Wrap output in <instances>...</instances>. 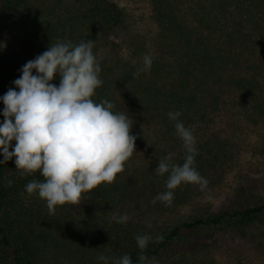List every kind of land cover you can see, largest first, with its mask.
<instances>
[{"label": "trees", "instance_id": "obj_1", "mask_svg": "<svg viewBox=\"0 0 264 264\" xmlns=\"http://www.w3.org/2000/svg\"><path fill=\"white\" fill-rule=\"evenodd\" d=\"M150 1L157 28L153 51L130 34L116 0H0V96L49 44L90 39L103 80L93 99L130 114L136 136V152L113 183L51 214L25 191L29 181L43 179L38 172L21 177L14 159L0 165V264H102L100 255L124 254L133 264H140L141 254L158 264H220L207 256L205 239L237 234L264 240V190L255 193L245 183L219 210L195 203L234 162L235 144L226 130L234 131L242 119L264 132V0ZM145 54L153 58L151 70L134 77ZM169 111H180L192 129L195 167L208 185L201 191L182 184L166 206L155 199L165 191L166 176L154 169L170 153L176 163L184 156ZM193 201L184 219H162ZM121 215L129 217L126 223L116 222ZM138 234L151 237L143 253Z\"/></svg>", "mask_w": 264, "mask_h": 264}, {"label": "clouds", "instance_id": "obj_2", "mask_svg": "<svg viewBox=\"0 0 264 264\" xmlns=\"http://www.w3.org/2000/svg\"><path fill=\"white\" fill-rule=\"evenodd\" d=\"M93 48L90 39L77 44L62 40L49 44L46 51L22 66L19 78L13 81L15 87L0 96L4 105L0 111L4 117L0 121V165L14 159L21 177L38 172L43 179L29 181L25 191L43 200L50 214L56 206L79 203L84 193L113 183L136 152L130 114L117 111L107 99H93L103 84L101 64ZM152 63V56L145 54L143 66L133 76L149 72ZM54 79L59 80L58 85L52 83ZM181 115L180 111L167 113L182 144L183 162H174L170 153L154 169L157 175L166 176L165 191L155 197L166 206L172 204L174 190L180 185H197L201 191L208 185L195 167L197 139ZM128 219L121 215L116 222L123 224ZM150 239L146 234L135 237L141 253ZM97 261L133 264L128 254L100 255ZM139 262L158 264L143 254Z\"/></svg>", "mask_w": 264, "mask_h": 264}, {"label": "rangeland", "instance_id": "obj_3", "mask_svg": "<svg viewBox=\"0 0 264 264\" xmlns=\"http://www.w3.org/2000/svg\"><path fill=\"white\" fill-rule=\"evenodd\" d=\"M116 1L126 11L130 34L139 36L140 40L147 43L145 47L153 51L157 46L155 44L157 28L151 18V1ZM261 130L244 123L242 119L234 131L226 130L225 133L234 140L236 153L234 162L230 169L221 174L222 177L210 190L196 198L198 200L195 203L210 204L213 210L226 208L230 206L235 190L241 189L245 183L251 184L255 193H262L264 190V138L260 132H264ZM193 203L194 201L161 217L168 222L182 220L192 211ZM205 242L210 245L207 256L215 258L220 264H264V240L257 235L241 237L237 234H227L216 242L212 239H205Z\"/></svg>", "mask_w": 264, "mask_h": 264}]
</instances>
